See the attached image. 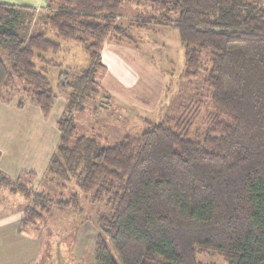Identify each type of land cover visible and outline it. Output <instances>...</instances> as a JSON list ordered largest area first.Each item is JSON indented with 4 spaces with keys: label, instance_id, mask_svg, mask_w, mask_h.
Here are the masks:
<instances>
[{
    "label": "trees",
    "instance_id": "obj_1",
    "mask_svg": "<svg viewBox=\"0 0 264 264\" xmlns=\"http://www.w3.org/2000/svg\"><path fill=\"white\" fill-rule=\"evenodd\" d=\"M47 1L45 29L79 44L89 59L68 82L67 113L58 122L60 142L47 173L73 181L108 208L98 221L97 264H118L108 243L119 264H199L198 251L216 252L225 264H264V0ZM122 1L158 12L138 28L151 21L177 28L185 75L203 72L212 105L226 120L209 126L201 141L165 120L112 146L83 135L68 145L72 113L84 102L76 99L99 95L102 46L127 37L115 24ZM32 10L0 3V49L8 62L0 58V94L14 79L22 81L28 98L16 105L34 104L47 117L56 94L34 61L60 45L47 30L21 39L18 13ZM4 188L29 200L22 226L41 223L53 207L81 209L78 193L54 200L0 171Z\"/></svg>",
    "mask_w": 264,
    "mask_h": 264
},
{
    "label": "rangeland",
    "instance_id": "obj_2",
    "mask_svg": "<svg viewBox=\"0 0 264 264\" xmlns=\"http://www.w3.org/2000/svg\"><path fill=\"white\" fill-rule=\"evenodd\" d=\"M51 6L56 5L52 3ZM47 12L44 8L40 11L34 9L18 13L19 22L15 26V31L21 39L26 40L30 34L46 30ZM151 18H158V12L151 7L122 1L115 24L128 38L120 39V36L109 38L106 42L120 39L121 42L132 43L133 47H138L148 61H151L157 72L164 76L163 94L156 109L151 108L149 111H141L137 114L131 109L121 107V103L111 105L108 99L102 96L103 91L92 99L77 98L75 104H78V101L84 102L81 110L72 113L75 133L69 141V146L77 136L81 135L95 138L104 146H112L125 135L140 134L150 122L165 120H168L174 129L176 127V130L185 132L190 139L201 141L209 126L211 127L216 121L226 120L212 105L210 89L204 83L203 72L196 78H188L185 75L184 47L179 40L177 28L153 21L145 28L136 27L138 23L147 22ZM46 36L57 43L62 42V47L65 49L64 52L49 53L54 61L46 59L47 62L41 59L34 61L37 69L46 72V78L57 99L63 90L70 91L68 82H71L78 73V70H66L63 60H67L66 65H77L81 57L87 58V55L75 42L62 41L48 33ZM0 58L8 65L1 49ZM141 74L145 78H143L144 82L147 83L148 72L145 70ZM63 77L66 78L65 83L62 82ZM25 90L27 86L22 81L14 79L2 89L0 99L17 103L27 97ZM36 191L44 192L54 200L67 199L70 194L78 193L81 209L60 212L63 215L59 217V223L55 222V214H53L52 220H50L51 215H46L41 223L28 226L29 234H34L33 238L43 239L48 243L43 248L46 253L29 264H97L95 245L98 235L101 234L98 221L109 213L108 208L103 203H93L91 195L82 193L73 181L64 182L48 173ZM108 249L119 264L109 243ZM197 261L199 264H225L221 255L216 252L198 251Z\"/></svg>",
    "mask_w": 264,
    "mask_h": 264
},
{
    "label": "crops",
    "instance_id": "obj_3",
    "mask_svg": "<svg viewBox=\"0 0 264 264\" xmlns=\"http://www.w3.org/2000/svg\"><path fill=\"white\" fill-rule=\"evenodd\" d=\"M0 3L38 11L48 6L47 0H0ZM47 33L53 35L51 31ZM59 45L57 52H64L62 42ZM133 46L129 42H105L100 50L103 68L98 71L96 81L99 94L103 91L102 96L111 105L121 103V107L139 114L151 108L156 109L163 94L165 79L140 49ZM49 53L44 55L45 59L54 61ZM66 61L63 60L66 70L79 71L89 65L88 56L81 57L77 65H66ZM145 70L149 76L146 78L147 83L141 74ZM68 91L60 93L47 117L34 104L18 107L14 101L0 99V171L6 177L20 180L34 191L38 190L45 179L49 160L60 142L58 122L67 113ZM28 206L29 200L21 194L0 189V264H29L46 253L43 248L48 244L47 241L33 238L34 234L28 231L30 228L21 225ZM53 214L55 222L59 223V217L63 214L55 207L48 213V216L51 215L50 220ZM8 234L12 238L7 237Z\"/></svg>",
    "mask_w": 264,
    "mask_h": 264
},
{
    "label": "water",
    "instance_id": "obj_4",
    "mask_svg": "<svg viewBox=\"0 0 264 264\" xmlns=\"http://www.w3.org/2000/svg\"><path fill=\"white\" fill-rule=\"evenodd\" d=\"M63 81H64V79H63Z\"/></svg>",
    "mask_w": 264,
    "mask_h": 264
}]
</instances>
